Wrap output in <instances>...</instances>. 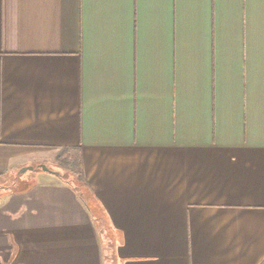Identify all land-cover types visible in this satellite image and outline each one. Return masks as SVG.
Segmentation results:
<instances>
[{
    "label": "crops",
    "instance_id": "0c3cea01",
    "mask_svg": "<svg viewBox=\"0 0 264 264\" xmlns=\"http://www.w3.org/2000/svg\"><path fill=\"white\" fill-rule=\"evenodd\" d=\"M0 189V264H264V0H0Z\"/></svg>",
    "mask_w": 264,
    "mask_h": 264
},
{
    "label": "trees",
    "instance_id": "16d2710c",
    "mask_svg": "<svg viewBox=\"0 0 264 264\" xmlns=\"http://www.w3.org/2000/svg\"><path fill=\"white\" fill-rule=\"evenodd\" d=\"M61 153L57 159L58 168L63 172L60 178L69 185H72L69 181L71 182L70 179H73L78 184L77 186L72 185L77 191L84 192L85 190V192L88 191L87 194L91 193L85 178L80 152L78 150L63 149Z\"/></svg>",
    "mask_w": 264,
    "mask_h": 264
},
{
    "label": "rangeland",
    "instance_id": "374dc122",
    "mask_svg": "<svg viewBox=\"0 0 264 264\" xmlns=\"http://www.w3.org/2000/svg\"><path fill=\"white\" fill-rule=\"evenodd\" d=\"M62 151H53L51 152L50 154H47V156H45V158L42 160L43 162H41V164L39 165H42V166H47L48 168H50L52 171L54 172H58L60 175H63V172L60 168H58V165H57V159H58V156H60L62 153ZM38 166V165H37ZM41 166V167H42ZM39 170H42V168H39ZM31 174L33 173H29L27 176H30ZM71 182L69 181V183H71L72 185L74 186H77L78 184H76L75 180L73 179H70ZM68 181V180H67ZM76 184V185H75ZM79 194H81V196L84 198V200L90 205L93 207V210L94 212L97 211L94 204L91 202V193H88L84 192L83 191H79ZM97 213H100L99 210L97 211ZM102 221H100V226H99V231L101 232V235L104 239V242H105V255L107 256L106 259V264H113V258H111V248H110V244L108 243V238L109 236L110 237H113V233L112 231L109 229L107 223L105 222L104 219H101ZM104 222V223H103Z\"/></svg>",
    "mask_w": 264,
    "mask_h": 264
},
{
    "label": "water",
    "instance_id": "95a60500",
    "mask_svg": "<svg viewBox=\"0 0 264 264\" xmlns=\"http://www.w3.org/2000/svg\"><path fill=\"white\" fill-rule=\"evenodd\" d=\"M42 169H43V171H46V172H52V173H55V174H57V175H60L59 173L53 172V171H52L50 168H48L47 166H42ZM30 170H33V169L31 168ZM24 172H26V170H25ZM1 189H3V188H1ZM1 189H0V191H1Z\"/></svg>",
    "mask_w": 264,
    "mask_h": 264
}]
</instances>
